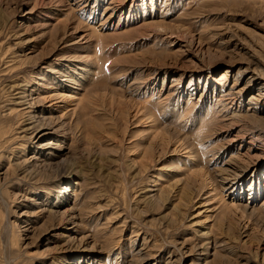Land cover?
<instances>
[{
	"label": "rangeland",
	"instance_id": "rangeland-1",
	"mask_svg": "<svg viewBox=\"0 0 264 264\" xmlns=\"http://www.w3.org/2000/svg\"><path fill=\"white\" fill-rule=\"evenodd\" d=\"M0 264H264V0H0Z\"/></svg>",
	"mask_w": 264,
	"mask_h": 264
},
{
	"label": "bare ground",
	"instance_id": "bare-ground-1",
	"mask_svg": "<svg viewBox=\"0 0 264 264\" xmlns=\"http://www.w3.org/2000/svg\"><path fill=\"white\" fill-rule=\"evenodd\" d=\"M226 96V95H225ZM31 130V129H30ZM32 130H33V128H32ZM35 130V129H34ZM37 130V129H36ZM34 133H36V132H34ZM34 133H33V135H34ZM40 135V134H39ZM158 188V187H157ZM156 189V188H155ZM157 190V189H156ZM154 191V190H153ZM158 191H159V189H158ZM154 195V194H153ZM152 195V196H153ZM155 196V195H154Z\"/></svg>",
	"mask_w": 264,
	"mask_h": 264
}]
</instances>
